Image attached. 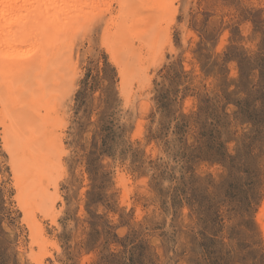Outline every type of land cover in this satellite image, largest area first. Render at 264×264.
<instances>
[{
    "label": "rangeland",
    "instance_id": "374dc122",
    "mask_svg": "<svg viewBox=\"0 0 264 264\" xmlns=\"http://www.w3.org/2000/svg\"><path fill=\"white\" fill-rule=\"evenodd\" d=\"M99 1L46 68L39 87L57 96L37 87L30 105L56 144L50 212L38 177L14 178L2 124L18 112L0 97V264H264V0H168L134 56L114 36L117 0Z\"/></svg>",
    "mask_w": 264,
    "mask_h": 264
},
{
    "label": "bare ground",
    "instance_id": "6f19581e",
    "mask_svg": "<svg viewBox=\"0 0 264 264\" xmlns=\"http://www.w3.org/2000/svg\"><path fill=\"white\" fill-rule=\"evenodd\" d=\"M87 1L88 0H0V97L1 96L3 97L5 95L6 99L4 98V102H5L4 106L6 105V102H7L8 109L10 108L11 110L13 109V111H15L16 113L18 112V115L15 117H14V115H13L14 113H12V111L8 112V114L5 116V121L8 120L9 123H11V124L9 126H6V124L4 123L5 121L3 120L4 121L3 122L4 124H2V125H4V127L2 128V129H4V133H3L4 137L3 138H4L5 144H7V146L10 144L9 141H11V144L12 143L15 144L16 148H17L16 151L14 150L13 152L10 153L14 178L16 180L19 178H24L26 180L28 179V182H29V180L35 179V176L38 177L37 178L38 180L35 179L36 182L33 181V182H35V186H36V187L34 186L36 188L35 199L38 200V204L37 203H35V204L38 205V208L40 205H42V207L45 206L46 208H49V212L51 210H53L54 203L51 204V202H49L50 204L48 203V205L46 204L47 206L45 205L47 199L49 198V195L47 194L48 191L44 186L46 184L43 185L44 180L47 176L45 163H44L47 160L46 159L47 156H45L44 151H45V147H48V148L49 147H55L56 144H55V139L52 138L50 135L51 132L48 129L49 126H47L48 127L47 128V127H43V126L41 127V126H39V124H37L36 117H38V114H39L38 109L31 107L30 105L35 99L34 92H35V90H37V87L39 89L37 92L38 96H36L38 101H40L42 99H48V97L55 98L57 96L58 93H55V91H48V89L46 87H45L46 88V90H45L44 87H42V86L39 87V85L44 84V83H42V81L47 83V81H45V80L47 79V76H48L49 72H51V71H49L47 74L46 68H47L48 64H50L52 67H54L50 60L56 59L53 56L58 53L57 51L59 50L58 49L59 46H60V48L62 47V52H63V49H64V52H70L71 48L73 47L71 44L74 43V42L71 43L70 40H72L73 38L75 39L77 37V35H80L83 27L87 25V22L85 21L84 16L81 14V11H83L82 8L84 7V5H86ZM117 4L119 6V14L118 15L120 16V18H119L120 20H119V24H118V35L114 34V36L115 35L118 36V39H119L118 40V42H119L118 47H119L120 53L123 55L131 54L132 56H134L136 51L134 49H131V47L133 45V43H131V42H133L132 39L134 37L136 38L135 33H137V35H139L140 37H143V36L146 37V35L151 34L152 30H149L150 25L154 24L153 22L155 20H157V17L159 18V16H161L166 11L169 3H168V0H117ZM106 6H109V7H107V9L109 11L110 5H106ZM86 9H88V8H86ZM89 11L91 12V10H89ZM103 11H102V13H103ZM93 13H95V12H93ZM106 13L107 12H105V14ZM93 15H96V14H93ZM100 18H102V17H100ZM171 19H173V17ZM164 21H166V20H164ZM156 22L159 24V21H156ZM107 24L109 25L110 23H107ZM110 26H113V25H110ZM106 32H107V30H106ZM154 32H156V31H154ZM158 33H159V31H158ZM136 42H134V43H136ZM115 43H116V41H115ZM157 43H159V42H157ZM144 44H146V43L144 42ZM147 48H149V47H147ZM129 49H131L132 52L131 51L129 52ZM140 50H141V47H140ZM149 50H151V49H149ZM138 52H141V51H138ZM60 56L63 59L62 55H60ZM60 56H58L57 59ZM67 56H68V54H67ZM68 58L65 61L66 63H68L70 61V60H68ZM139 60H135V61H138V63H137L138 65L140 64ZM65 62H63V64ZM134 62H131V64L133 65ZM53 63L57 64L58 62L53 61ZM127 64H128V62H127ZM58 67L59 66L57 64V68ZM119 67H121V66H119ZM140 68H141V66H140ZM69 70L72 71L71 69H69ZM122 70H124V69H122ZM52 74H54V73H52ZM59 74H61L60 76H61L62 80L66 81L69 84H72L73 79L70 78V75L64 73V71H60ZM50 78H48V79H50ZM48 81H51V80H48ZM62 83H65V82H62ZM55 88H56V86H55ZM62 88H64V87H62ZM1 104H3V103H1ZM2 109H3V107H2ZM50 111L52 112V110H50ZM51 112H48V113H51ZM2 113H3V115L5 114V112H2ZM41 115L42 114H40V117H41ZM33 116H35V117H33ZM41 120H42V118H41ZM46 120H48V119L46 118L44 121H46ZM24 121H26L28 124L30 121V123L32 124V126H30L28 129H26V131L24 130L27 133V136H25V134H26L25 132L22 133L20 131L22 126L25 127L26 123L23 124ZM52 121H53V119H52ZM52 121H50L51 124H52ZM20 123H21V125H20ZM47 124H49V123H46V125ZM40 125H41V122H40ZM50 129H54V128H50ZM52 131H55V130H52ZM59 162H58V164H59ZM52 164H53V160H52ZM46 165H47V163H46ZM56 180H58V179H56ZM24 184H26V183H24ZM55 186H56V184H55ZM17 190H19V188ZM19 191L17 193L18 195L20 194ZM18 195H17V197H18ZM24 195H26V194H24ZM21 196H19V197H21ZM31 196H32V194H31ZM32 201L30 200V202H32ZM24 203H27V202H24ZM35 204H33V205H35ZM30 208H32V206ZM28 212L25 211V213H28ZM46 213H47V211H46ZM49 215H51V217H52V213H50ZM33 216L34 215H31L30 219L27 218V219H29L28 224L31 228V231L34 233V235L38 236L37 233H40L43 230H42V227L39 224V222L36 221L35 217H33ZM260 218H261V216H259V219ZM42 233L43 232H41V234ZM32 238H33V235H32ZM34 239H35V237H34ZM32 241H33V239H32ZM40 241H41V239H40ZM38 244H41V243H38ZM37 258H39V257H37Z\"/></svg>",
    "mask_w": 264,
    "mask_h": 264
}]
</instances>
